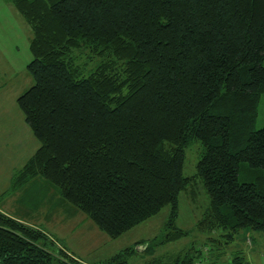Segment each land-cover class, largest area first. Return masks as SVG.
Segmentation results:
<instances>
[{
	"label": "trees",
	"instance_id": "1",
	"mask_svg": "<svg viewBox=\"0 0 264 264\" xmlns=\"http://www.w3.org/2000/svg\"><path fill=\"white\" fill-rule=\"evenodd\" d=\"M7 1L32 32L33 85L17 105L40 144L11 192L36 183L44 199L52 189L112 239L170 206L160 238L94 264L138 253L152 256L144 264H249L222 250L242 229L264 232V127L254 130L264 0ZM193 142L200 157L185 176ZM243 169L251 181H240ZM199 184L208 205L200 215L195 202V229L206 246L154 257L190 235L177 224L179 197L194 200ZM0 264L90 263L0 210Z\"/></svg>",
	"mask_w": 264,
	"mask_h": 264
},
{
	"label": "rangeland",
	"instance_id": "2",
	"mask_svg": "<svg viewBox=\"0 0 264 264\" xmlns=\"http://www.w3.org/2000/svg\"><path fill=\"white\" fill-rule=\"evenodd\" d=\"M31 33L29 25L15 7L7 0H0V210L4 209L9 215L43 229L77 259L90 264L108 259L138 241L160 238L170 206H165L159 214L119 238L112 239L75 206L62 196L59 198L52 189L44 199H41V186L36 183L29 185L27 190L15 194L11 192L12 176L40 145L17 105L18 97L33 85V79L27 71V65L33 59L29 48ZM263 127L264 95L259 101L254 130ZM199 148L198 142L191 143L187 148L183 169L185 176L195 173L200 157ZM251 178L252 172L241 170V182L251 181ZM195 189L197 195L194 200L185 193H181L179 197L177 224L189 230L190 235L179 241L163 244L156 249L154 257L176 254L189 244L200 249L205 245L202 242L205 236L195 229V224L201 209L203 212L208 205V196L202 185H197ZM196 201L199 204V214L193 210ZM24 202L26 206H23ZM201 203H206L204 208ZM248 238L252 240V244L248 243ZM224 251L223 257L227 261H230L233 253L241 251L249 264H264V232L242 229L236 234L234 241L222 250ZM151 258L150 254L138 253L130 259L129 264H144Z\"/></svg>",
	"mask_w": 264,
	"mask_h": 264
},
{
	"label": "crops",
	"instance_id": "3",
	"mask_svg": "<svg viewBox=\"0 0 264 264\" xmlns=\"http://www.w3.org/2000/svg\"><path fill=\"white\" fill-rule=\"evenodd\" d=\"M23 206H26L25 202L23 203ZM1 211H3L4 213L8 214L4 209L1 210ZM11 216H13V215H11ZM13 217H16V216H13ZM17 219H18V218H17ZM21 220H23V219H21Z\"/></svg>",
	"mask_w": 264,
	"mask_h": 264
}]
</instances>
